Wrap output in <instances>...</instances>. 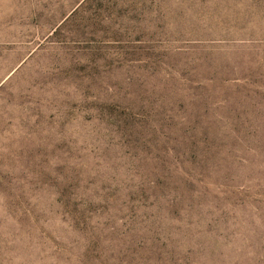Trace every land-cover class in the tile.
Instances as JSON below:
<instances>
[{"label": "rangeland", "instance_id": "rangeland-1", "mask_svg": "<svg viewBox=\"0 0 264 264\" xmlns=\"http://www.w3.org/2000/svg\"><path fill=\"white\" fill-rule=\"evenodd\" d=\"M0 264H264V0H0Z\"/></svg>", "mask_w": 264, "mask_h": 264}]
</instances>
